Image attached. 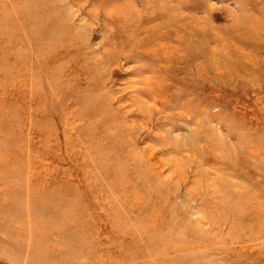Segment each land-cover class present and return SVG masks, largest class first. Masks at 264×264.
I'll return each mask as SVG.
<instances>
[{
  "label": "rangeland",
  "instance_id": "374dc122",
  "mask_svg": "<svg viewBox=\"0 0 264 264\" xmlns=\"http://www.w3.org/2000/svg\"><path fill=\"white\" fill-rule=\"evenodd\" d=\"M0 264H264V0H0Z\"/></svg>",
  "mask_w": 264,
  "mask_h": 264
}]
</instances>
